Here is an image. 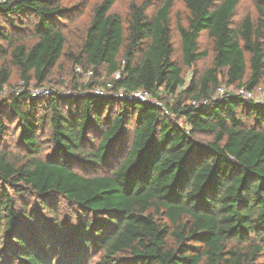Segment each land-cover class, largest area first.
Instances as JSON below:
<instances>
[{
    "label": "trees",
    "instance_id": "obj_1",
    "mask_svg": "<svg viewBox=\"0 0 264 264\" xmlns=\"http://www.w3.org/2000/svg\"><path fill=\"white\" fill-rule=\"evenodd\" d=\"M154 1L132 3L123 18L112 13L118 0H102L76 41L63 21L77 8L0 3V92L13 69L42 87L66 61L94 72L88 89L108 80L145 90L173 115L93 94L24 92L0 103V264H88L91 255L101 264H264V103L233 93L214 100L221 86L254 91L264 80V0H253L256 20L239 24L242 0H181L189 12L186 27L177 22L182 66L174 2L149 15ZM205 32L213 66L187 84L184 69L208 56ZM7 110L21 125L22 159L1 146ZM46 127L54 146L43 158ZM62 201L76 211L68 221Z\"/></svg>",
    "mask_w": 264,
    "mask_h": 264
},
{
    "label": "rangeland",
    "instance_id": "obj_2",
    "mask_svg": "<svg viewBox=\"0 0 264 264\" xmlns=\"http://www.w3.org/2000/svg\"><path fill=\"white\" fill-rule=\"evenodd\" d=\"M58 4H60L63 8L72 9L77 8V12L74 13L75 17L70 21H63L65 27L69 30V39L70 41H76L78 39L77 35H83L86 29L88 28L91 21V13L92 9L99 4L102 0H55ZM146 0H118L117 4L112 9L113 14H117L125 18L129 12L130 5L132 3L140 4ZM167 0H159L157 2L152 3L151 9L148 11L149 15L155 13V11L162 7V5ZM173 10L171 14L172 26H173V43L175 46V56L174 59L176 62L182 66V51H181V41L180 36L177 30V22H181L184 27L187 26L189 20V12L187 11L185 5L181 0H173ZM247 15H251L255 20L258 17V13L256 11L253 0H242L240 5L238 6L237 13L235 16V22L237 24ZM28 43L32 42V36L30 33L25 34L23 37ZM200 48L202 51L208 52V56L196 64L193 69H184V76L187 84L191 81L194 72H205L207 69L213 66L214 53H213V44L212 41L208 38L207 33H203L200 38ZM122 58H120V61ZM4 63H7L3 58L0 57V66ZM77 67L70 62L63 61L61 66L56 69L50 79L46 82L45 85L41 87V89L50 90L54 94H59L63 98L67 96H78L81 97L85 94H91L90 89H88V85L92 84L95 81H98L95 76L88 77V73H84L80 75L76 71ZM12 78L10 80L9 85H7L2 92H0V103L11 98L13 95H20L24 92H29L32 95L33 89H36L35 84L26 86L24 82L20 81L19 75L16 70H12ZM87 72V71H86ZM105 81V80H100ZM110 83V81L106 80L105 85L96 86L99 88H105L106 85ZM77 87V88H75ZM226 87V86H221ZM228 88V87H226ZM233 93V92H232ZM217 95V90L214 94ZM255 99L264 98V80L262 83L254 90ZM50 96L40 98V100L49 99ZM168 100V99H167ZM172 103L173 101H165ZM119 107H116L113 115L118 114ZM173 119V115L170 116ZM182 125V123H181ZM134 127L130 128V133L134 130ZM21 132L20 122L15 120V117H12L9 111H6L4 117V131L1 139L2 149L8 153H12L17 156L19 159H22L26 152L24 148H21L19 144V136ZM39 142L42 145V154L41 156L45 158L47 155L51 153V150L54 146L52 142V134L49 127H46L45 132L39 137ZM102 172H105V169H100ZM2 187V185H0ZM17 197V196H16ZM18 198V197H17ZM59 215L61 219L64 221H68V219L74 218L76 211L72 205H69L68 202L62 201L59 205ZM88 264H101L100 259L98 257H93L91 255L88 258Z\"/></svg>",
    "mask_w": 264,
    "mask_h": 264
},
{
    "label": "built area",
    "instance_id": "obj_3",
    "mask_svg": "<svg viewBox=\"0 0 264 264\" xmlns=\"http://www.w3.org/2000/svg\"><path fill=\"white\" fill-rule=\"evenodd\" d=\"M5 1L6 0H0V3L5 2ZM76 71L79 74H83V70L81 67H77ZM93 75H94L93 71H90L87 74L88 77H91ZM121 77H122L121 73H117L115 74L114 79L115 81H117V80H120ZM183 88L184 87H180L179 89L183 90ZM90 92L91 94L95 96H99V97H105V98L114 97L116 99H125L129 101H137L140 103H148L151 105H155L159 107L165 115L172 116L170 110L168 109V107L163 101L157 99L151 93L145 90H137V91L128 92L123 88H117L114 82H110L106 85L105 88L94 87L90 89ZM232 92L233 94L241 96L246 100H251L258 104L264 103V98H259L258 100L255 99L254 91H249L246 88H233V87H230V88L219 87L217 89L218 96L214 95V100L218 98H222L228 93H232ZM52 95H53L52 91L50 90L44 91L43 89H41V87H36V89H33L31 96L32 98L40 99L44 97L48 98V96L51 97ZM208 103H210V100L206 99L203 101V104H208ZM193 105H197V102L194 101Z\"/></svg>",
    "mask_w": 264,
    "mask_h": 264
}]
</instances>
